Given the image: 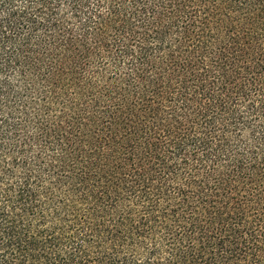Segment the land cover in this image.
I'll use <instances>...</instances> for the list:
<instances>
[{"label": "trees", "instance_id": "trees-1", "mask_svg": "<svg viewBox=\"0 0 264 264\" xmlns=\"http://www.w3.org/2000/svg\"><path fill=\"white\" fill-rule=\"evenodd\" d=\"M0 264H264V0H0Z\"/></svg>", "mask_w": 264, "mask_h": 264}, {"label": "rangeland", "instance_id": "rangeland-1", "mask_svg": "<svg viewBox=\"0 0 264 264\" xmlns=\"http://www.w3.org/2000/svg\"><path fill=\"white\" fill-rule=\"evenodd\" d=\"M97 128L98 127L92 128L90 131L85 130L86 132H84V133H79L75 129H71L69 131V134H70V137L71 138H74V139H84L85 140V139H88V138H94V137H96V129ZM99 128L102 129L103 131L105 130L104 128H101V127H99Z\"/></svg>", "mask_w": 264, "mask_h": 264}]
</instances>
